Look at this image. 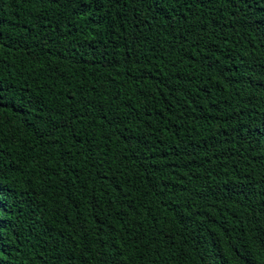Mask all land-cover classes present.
<instances>
[{
  "label": "trees",
  "instance_id": "obj_1",
  "mask_svg": "<svg viewBox=\"0 0 264 264\" xmlns=\"http://www.w3.org/2000/svg\"><path fill=\"white\" fill-rule=\"evenodd\" d=\"M0 264H264V0H0Z\"/></svg>",
  "mask_w": 264,
  "mask_h": 264
}]
</instances>
